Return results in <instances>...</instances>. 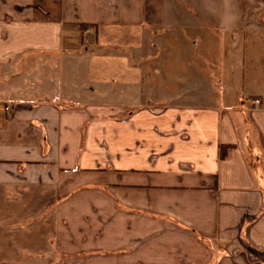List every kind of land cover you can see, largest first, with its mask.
<instances>
[{"label": "crops", "instance_id": "1", "mask_svg": "<svg viewBox=\"0 0 264 264\" xmlns=\"http://www.w3.org/2000/svg\"><path fill=\"white\" fill-rule=\"evenodd\" d=\"M0 264H264V0H0Z\"/></svg>", "mask_w": 264, "mask_h": 264}, {"label": "rangeland", "instance_id": "2", "mask_svg": "<svg viewBox=\"0 0 264 264\" xmlns=\"http://www.w3.org/2000/svg\"><path fill=\"white\" fill-rule=\"evenodd\" d=\"M195 1L197 0H194V2ZM179 2H187V3L189 2L190 3V2H193V0H179ZM68 29H71V27ZM90 29L92 28L84 27V26H76L72 28V31L79 36L77 45H79V48L83 51L92 49L94 45L96 34L94 32L91 33ZM181 29L182 28L176 29L178 30L177 34H180V35L184 34V31H182ZM148 31H149L148 35H150L154 39L145 43L144 48H146L147 52H145L144 58H146L145 59L146 61L148 60L149 62L157 63V66H161L162 64L165 67L168 66L169 68L171 63L172 62L175 63L177 60L178 61L177 66L179 67L178 68L179 70H185V65H192V64H196V65L200 64V66L202 67V60H200L199 58H196L195 52L188 53L184 50L179 49L177 50V52L175 51L173 53L172 48L174 46V43H171V40H170L171 30L169 28L156 29L155 27H153L151 29L148 28ZM157 35L159 39L161 40V42L157 41L156 39L158 38ZM209 61L211 64V68H213L214 70H210V74H208L207 72L203 76L201 74H196L195 79H198V80H201L202 78L209 79L210 84L214 86V83H217V81L221 79L220 72L223 70H216L219 67L218 60L214 58H210ZM223 62L224 61H222L221 63L223 64ZM228 62H229L228 60L225 61V64L226 63L228 64ZM250 99L252 98H249V100ZM250 101H253V100H250Z\"/></svg>", "mask_w": 264, "mask_h": 264}, {"label": "built area", "instance_id": "3", "mask_svg": "<svg viewBox=\"0 0 264 264\" xmlns=\"http://www.w3.org/2000/svg\"><path fill=\"white\" fill-rule=\"evenodd\" d=\"M253 105H260V101L259 100H254L253 102ZM2 111H4L5 115L10 117L12 115V112H13V107L11 105H8V104H4L2 106Z\"/></svg>", "mask_w": 264, "mask_h": 264}, {"label": "trees", "instance_id": "4", "mask_svg": "<svg viewBox=\"0 0 264 264\" xmlns=\"http://www.w3.org/2000/svg\"><path fill=\"white\" fill-rule=\"evenodd\" d=\"M84 27H89V26H84ZM231 147H225V146H222L221 147V157L224 159L226 158L227 154H228V151Z\"/></svg>", "mask_w": 264, "mask_h": 264}]
</instances>
